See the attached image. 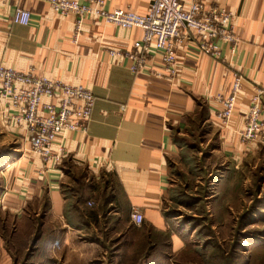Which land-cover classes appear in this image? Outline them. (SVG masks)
<instances>
[{
	"label": "crops",
	"instance_id": "1",
	"mask_svg": "<svg viewBox=\"0 0 264 264\" xmlns=\"http://www.w3.org/2000/svg\"><path fill=\"white\" fill-rule=\"evenodd\" d=\"M151 2L109 0L106 6L146 14ZM215 6L235 13L238 44L218 41L221 57L214 59L198 51L195 38L184 37L176 42L179 70L171 76L162 72L159 56L135 73L126 57L121 62L111 55L130 51L143 35L140 28L97 19L79 24L44 0H0V64L84 84L96 97L87 132L68 133L53 146L55 153L64 146L61 161L47 163L31 151L28 131L4 113L0 100V139L20 150L7 163L0 207L19 221L40 218L39 264H177L186 239L167 201L176 159L196 149L185 144L196 124L200 139L202 133L216 138L211 151L234 175H220L216 205L242 195L237 189L248 187L249 172L264 169V129L259 142L241 138L255 89L264 85V0H206L207 9ZM18 8L31 12L28 25L14 22ZM237 76L242 87L225 124L216 97L228 96ZM81 172L91 185L82 210L69 192ZM135 208L144 215L142 225L132 221Z\"/></svg>",
	"mask_w": 264,
	"mask_h": 264
},
{
	"label": "built area",
	"instance_id": "2",
	"mask_svg": "<svg viewBox=\"0 0 264 264\" xmlns=\"http://www.w3.org/2000/svg\"><path fill=\"white\" fill-rule=\"evenodd\" d=\"M61 15H74L79 24L84 19H94L113 24L122 29L140 28L143 35L125 55L112 50L111 55L124 57L133 72L149 66L152 57L162 60V72L174 76L178 73L176 42L192 36L199 45V52L214 59L221 57L218 41L237 45L239 37L235 31L236 15L226 7L206 8V0H152L146 14L131 9L107 8L109 0H44ZM14 22L28 25L31 12L16 9ZM119 61V63H121ZM242 78L237 76L228 96L218 95L221 104L218 117L225 124L232 117L236 98L241 91ZM0 100L4 113L19 127L29 133V146L47 163L60 162L64 146L55 153L53 146L65 139L68 133H86L92 118L96 97L93 90L84 84H72L61 79L22 72L0 64ZM264 129V85L257 86L251 99L248 118L241 138L256 143L263 138ZM132 221L144 222L143 213L135 208Z\"/></svg>",
	"mask_w": 264,
	"mask_h": 264
},
{
	"label": "rangeland",
	"instance_id": "3",
	"mask_svg": "<svg viewBox=\"0 0 264 264\" xmlns=\"http://www.w3.org/2000/svg\"><path fill=\"white\" fill-rule=\"evenodd\" d=\"M193 127L196 134L186 136L185 144L186 148L195 145L196 149L184 159L182 156L176 159L171 176L174 183L167 201L168 211L175 216L174 226L182 229L186 239L176 263L264 264V169L259 166L249 172L248 187L244 191L237 189L242 195H230V202L216 205L217 180L223 173L233 176L232 179L234 175L220 168L219 152L211 151L219 145L216 138L202 133L200 139L197 124ZM10 148L0 139V201L7 163L19 158L20 150ZM81 174L84 176L79 175L71 186L77 193L80 181L87 183L86 173ZM227 191L236 193V189ZM40 223L39 217L34 222L19 221L0 207V264H39Z\"/></svg>",
	"mask_w": 264,
	"mask_h": 264
},
{
	"label": "trees",
	"instance_id": "4",
	"mask_svg": "<svg viewBox=\"0 0 264 264\" xmlns=\"http://www.w3.org/2000/svg\"><path fill=\"white\" fill-rule=\"evenodd\" d=\"M83 177V176H82ZM79 189L80 192L77 193L76 190H70V193H73V196H75V201H74V206H76L78 209L82 210L83 208H86L87 206V199L89 198L88 196V191L91 190V185H88L85 182L79 183ZM48 201H47V206H48ZM84 213H87L88 215H92L95 211L94 210H89V209H84ZM40 231H38V237L37 240L39 239V234Z\"/></svg>",
	"mask_w": 264,
	"mask_h": 264
}]
</instances>
